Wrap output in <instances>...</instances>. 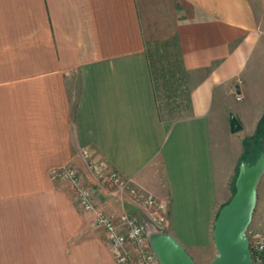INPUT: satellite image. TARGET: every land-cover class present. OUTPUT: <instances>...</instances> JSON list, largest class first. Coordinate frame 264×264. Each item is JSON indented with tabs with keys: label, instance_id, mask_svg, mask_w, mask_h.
Instances as JSON below:
<instances>
[{
	"label": "crops",
	"instance_id": "crops-1",
	"mask_svg": "<svg viewBox=\"0 0 264 264\" xmlns=\"http://www.w3.org/2000/svg\"><path fill=\"white\" fill-rule=\"evenodd\" d=\"M158 39L175 40L189 90L173 121L160 116L147 54ZM231 115L252 142L264 121V0H0V264H116L52 171L76 169L114 220L144 212L99 187L83 151L166 203L162 230L207 264L246 154L227 152ZM256 193L251 224L264 231V173Z\"/></svg>",
	"mask_w": 264,
	"mask_h": 264
},
{
	"label": "built area",
	"instance_id": "built-area-1",
	"mask_svg": "<svg viewBox=\"0 0 264 264\" xmlns=\"http://www.w3.org/2000/svg\"><path fill=\"white\" fill-rule=\"evenodd\" d=\"M82 158L99 187L111 185L121 195L125 194L144 212V219L138 220L126 213L114 220L99 209L97 194L86 186L79 172L72 167L53 170L52 177L67 183L73 190L81 212L92 215V227L103 232L106 242L114 253L116 264H160L151 251L146 237L147 227L162 230L166 223L168 206L153 195L138 187L132 180L122 179L115 172H107L97 165L88 151ZM251 264H264V231H246Z\"/></svg>",
	"mask_w": 264,
	"mask_h": 264
},
{
	"label": "water",
	"instance_id": "water-1",
	"mask_svg": "<svg viewBox=\"0 0 264 264\" xmlns=\"http://www.w3.org/2000/svg\"><path fill=\"white\" fill-rule=\"evenodd\" d=\"M230 132L241 127L232 115ZM264 173V140L254 163L241 161L230 200L221 207L213 224L212 239L216 254L211 264H251L246 231L256 206L257 186ZM146 237L160 264H195L182 246L163 230L147 227Z\"/></svg>",
	"mask_w": 264,
	"mask_h": 264
},
{
	"label": "rangeland",
	"instance_id": "rangeland-1",
	"mask_svg": "<svg viewBox=\"0 0 264 264\" xmlns=\"http://www.w3.org/2000/svg\"><path fill=\"white\" fill-rule=\"evenodd\" d=\"M147 54L150 60L151 74L160 116L165 120L173 121L186 115L189 90L185 83L175 40L158 39L151 42L147 46ZM260 133L264 134V131L259 130L258 133L254 135L255 138L252 142L249 141L248 143V140L242 139L243 134H231L227 131V135H223V141L225 146H230V149H227L229 157L232 156L233 151L239 152L246 149V154H244L240 162L243 160L255 162L263 143V140L259 139ZM239 163L236 165L233 178L230 180V197L228 200H230L233 194L234 180L238 172ZM249 230H255V224H250ZM212 231L213 224L210 228V251H203V253H201L207 264H211L216 254L212 239Z\"/></svg>",
	"mask_w": 264,
	"mask_h": 264
},
{
	"label": "trees",
	"instance_id": "trees-1",
	"mask_svg": "<svg viewBox=\"0 0 264 264\" xmlns=\"http://www.w3.org/2000/svg\"><path fill=\"white\" fill-rule=\"evenodd\" d=\"M264 121H262V124H261V127H260V130H262V131H264V123H263ZM259 139L260 140H262V139H264V134H259ZM243 161H245V162H248V163H250V164H252V163H254V161H251V160H243Z\"/></svg>",
	"mask_w": 264,
	"mask_h": 264
}]
</instances>
